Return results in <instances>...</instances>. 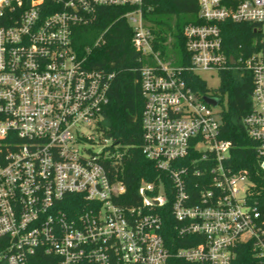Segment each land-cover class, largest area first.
I'll return each mask as SVG.
<instances>
[{
    "label": "built area",
    "instance_id": "built-area-1",
    "mask_svg": "<svg viewBox=\"0 0 264 264\" xmlns=\"http://www.w3.org/2000/svg\"><path fill=\"white\" fill-rule=\"evenodd\" d=\"M233 1L197 0L182 65L171 38L155 48L145 0H0V264H264V190L226 164L221 98L184 78L251 73L242 123L264 171V0ZM110 6L126 8L139 54L140 149L169 180H140L130 203L117 178L127 148L98 129L113 73L84 66L72 43L75 26ZM225 20L255 25L245 53L227 52ZM167 219L177 240L163 235Z\"/></svg>",
    "mask_w": 264,
    "mask_h": 264
},
{
    "label": "trees",
    "instance_id": "trees-1",
    "mask_svg": "<svg viewBox=\"0 0 264 264\" xmlns=\"http://www.w3.org/2000/svg\"><path fill=\"white\" fill-rule=\"evenodd\" d=\"M227 5L233 0H223ZM149 7V9H148ZM126 8L102 7L98 9L96 20L89 25L73 28V48L84 57V66L113 73L109 87V102L103 109V119L99 122L101 138L111 139L127 148L122 172L118 175L126 187L125 196L136 197L140 180L169 183L168 177L147 159L140 149L142 142L141 117L144 97L140 85L138 52L131 43V28L124 17ZM197 0H145L144 14L152 23L156 35L155 48L161 53L167 51V40L171 38L173 52L183 54L184 38L182 30L187 23L201 22L197 17ZM1 22V21H0ZM227 52L233 56L245 53L252 47L259 35L252 23L225 20L219 24ZM181 54V55H182ZM178 64H188V58L180 56ZM137 68V69H136ZM217 89L208 92L204 80L190 72L184 73L186 84L206 94H215L226 104L222 105L221 137L231 141L226 164L233 171L246 170L255 184L253 190H264V171L261 159L255 152V142L250 139L242 123L243 117L251 110L252 76L248 71H222ZM133 202L129 200L128 203ZM163 235L167 241L176 239L173 224L165 220ZM174 264H189L177 260Z\"/></svg>",
    "mask_w": 264,
    "mask_h": 264
},
{
    "label": "rangeland",
    "instance_id": "rangeland-1",
    "mask_svg": "<svg viewBox=\"0 0 264 264\" xmlns=\"http://www.w3.org/2000/svg\"><path fill=\"white\" fill-rule=\"evenodd\" d=\"M199 77L204 80L206 88L208 89V92H212V90H215L218 88L219 84H220V79H219V75L217 73H211V72H200L199 73ZM226 104V96L222 99V102L218 105L217 110L222 106ZM87 131H90V129L86 128ZM94 134V137L97 139L98 138V132L96 130L91 131ZM107 145H110L113 143V140L108 139L105 142ZM96 147H99V145H97Z\"/></svg>",
    "mask_w": 264,
    "mask_h": 264
},
{
    "label": "water",
    "instance_id": "water-1",
    "mask_svg": "<svg viewBox=\"0 0 264 264\" xmlns=\"http://www.w3.org/2000/svg\"><path fill=\"white\" fill-rule=\"evenodd\" d=\"M231 62L232 63L234 62V59L233 58H231ZM204 100L207 103L212 104L213 106H216L219 103V98L216 97V96H204ZM263 166H264V164H263Z\"/></svg>",
    "mask_w": 264,
    "mask_h": 264
}]
</instances>
